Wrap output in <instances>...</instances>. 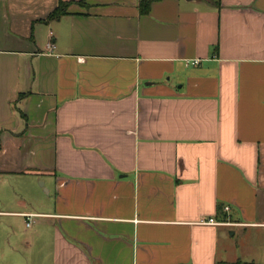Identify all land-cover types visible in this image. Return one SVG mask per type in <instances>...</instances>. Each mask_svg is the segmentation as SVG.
Here are the masks:
<instances>
[{"label": "crops", "instance_id": "crops-1", "mask_svg": "<svg viewBox=\"0 0 264 264\" xmlns=\"http://www.w3.org/2000/svg\"><path fill=\"white\" fill-rule=\"evenodd\" d=\"M141 1L0 0V264H264V0Z\"/></svg>", "mask_w": 264, "mask_h": 264}, {"label": "trees", "instance_id": "trees-1", "mask_svg": "<svg viewBox=\"0 0 264 264\" xmlns=\"http://www.w3.org/2000/svg\"><path fill=\"white\" fill-rule=\"evenodd\" d=\"M154 1H157V0H142L141 5H140L141 6V12L147 14ZM70 4H72V1H70V2L61 1L59 3L58 8L51 14V18L61 17L65 14H67V11H68ZM23 96L24 95H22V97Z\"/></svg>", "mask_w": 264, "mask_h": 264}, {"label": "built area", "instance_id": "built-area-1", "mask_svg": "<svg viewBox=\"0 0 264 264\" xmlns=\"http://www.w3.org/2000/svg\"><path fill=\"white\" fill-rule=\"evenodd\" d=\"M225 210L228 211L229 210V207H225ZM202 223L203 224H207V225H226V226H232V225H234L233 223H230L228 221H217L215 219L205 220Z\"/></svg>", "mask_w": 264, "mask_h": 264}, {"label": "rangeland", "instance_id": "rangeland-1", "mask_svg": "<svg viewBox=\"0 0 264 264\" xmlns=\"http://www.w3.org/2000/svg\"><path fill=\"white\" fill-rule=\"evenodd\" d=\"M231 239V241L235 244L236 243V250L234 249V251H233V253L235 254V253H237V247H238V237H231L230 238ZM258 254H259V250H258Z\"/></svg>", "mask_w": 264, "mask_h": 264}]
</instances>
